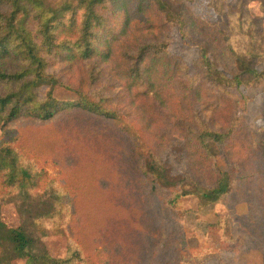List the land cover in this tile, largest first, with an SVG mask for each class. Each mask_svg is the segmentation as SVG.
I'll return each mask as SVG.
<instances>
[{
    "label": "rangeland",
    "instance_id": "rangeland-1",
    "mask_svg": "<svg viewBox=\"0 0 264 264\" xmlns=\"http://www.w3.org/2000/svg\"><path fill=\"white\" fill-rule=\"evenodd\" d=\"M169 1L184 4L194 17L218 32L210 36L189 29L185 39L175 26L144 32L147 41L154 34L155 42L168 43L171 55L182 63L176 75L192 78L193 85L199 82L198 45L209 46L217 63L216 79L224 81L243 65L261 74L222 93L204 84L196 104L198 115L216 127L221 116L215 106L237 119L233 145L227 148L229 156L216 157L220 169L231 174L230 193L207 206L188 195L176 206L166 207L161 189L142 191L133 145L110 122L79 113H65L50 125L20 120L9 127L16 136L13 145L21 154V163L40 176L32 179L28 193L8 188L9 196L0 195V224L32 238L33 253L63 259L78 250L79 264H263L264 0ZM124 39L119 42L125 43ZM103 84L111 85L112 89L106 88L111 105L127 123L141 134L148 127L145 140L173 177L189 175L190 161L181 147L182 139L172 130L170 110L166 108L162 118L156 117L151 125L144 111L136 112L130 106L123 86L109 75ZM55 97L76 99L59 87ZM247 134L255 145L251 155L244 151ZM112 165L115 171L109 174ZM99 189H109L110 197L119 203L99 207L102 203L91 202ZM104 193L102 197L108 194ZM129 209L136 226L128 232L100 229L104 211L127 216ZM8 250L0 242V262L10 258L11 264H25Z\"/></svg>",
    "mask_w": 264,
    "mask_h": 264
},
{
    "label": "trees",
    "instance_id": "trees-1",
    "mask_svg": "<svg viewBox=\"0 0 264 264\" xmlns=\"http://www.w3.org/2000/svg\"><path fill=\"white\" fill-rule=\"evenodd\" d=\"M173 26L183 39L187 38L189 29L210 36L218 33L212 25L194 17L184 4L172 5L169 0H0L1 197L10 195L8 188L28 193L33 187L32 179L40 176L21 163L10 125L20 120L50 125L65 113L101 118L124 133L134 148L132 154L141 172L137 182L142 191L147 192L149 187L161 189L166 207L176 206L188 195H195L200 206L216 204L228 195L231 174L220 169L216 157L229 156L227 148L233 145L237 119H230L226 109L215 106L214 110L221 116L216 127L198 115L196 104L204 84L222 93L261 74L243 65L224 81L216 79L213 73L217 63L209 46L198 45L201 76L193 85L192 78L176 75L182 63L171 55L168 43L155 42L154 34L147 41L143 35ZM137 34H142V38H136ZM123 38L125 43L119 42ZM108 75L125 88L130 106L136 112L144 111L149 124L153 125L156 117L162 118L166 108L170 110L172 130L182 139L181 147L190 161L189 175L173 177L169 167L146 142L148 127H143L141 134L111 105L112 99L106 93V88L112 89L111 85L103 84ZM57 87L76 99L58 100ZM247 137L244 151L251 155L255 145L250 134ZM114 171L112 165L109 174ZM104 192L108 194L102 197ZM109 192L99 189L90 201L102 203L99 207L118 204ZM101 217L100 229L106 233L118 228L126 233L136 226L130 209L127 216L104 211ZM0 242L8 245L9 255L24 259L25 264L81 262L78 250L70 251L63 259L47 253L37 255L33 253L32 238L1 224ZM0 264H11L10 258Z\"/></svg>",
    "mask_w": 264,
    "mask_h": 264
}]
</instances>
